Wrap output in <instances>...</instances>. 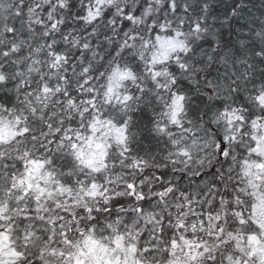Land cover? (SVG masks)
<instances>
[{
	"label": "snow or ice",
	"instance_id": "obj_1",
	"mask_svg": "<svg viewBox=\"0 0 264 264\" xmlns=\"http://www.w3.org/2000/svg\"><path fill=\"white\" fill-rule=\"evenodd\" d=\"M0 264H264V0H0Z\"/></svg>",
	"mask_w": 264,
	"mask_h": 264
},
{
	"label": "trees",
	"instance_id": "obj_2",
	"mask_svg": "<svg viewBox=\"0 0 264 264\" xmlns=\"http://www.w3.org/2000/svg\"><path fill=\"white\" fill-rule=\"evenodd\" d=\"M232 3V0H216V13L220 16H223V14L228 10ZM255 11V9H253ZM257 15L259 13H256ZM225 38H228V29H224Z\"/></svg>",
	"mask_w": 264,
	"mask_h": 264
}]
</instances>
